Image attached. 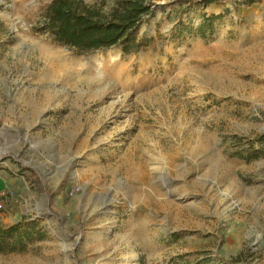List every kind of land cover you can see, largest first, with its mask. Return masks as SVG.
Returning <instances> with one entry per match:
<instances>
[{"label": "rangeland", "instance_id": "1", "mask_svg": "<svg viewBox=\"0 0 264 264\" xmlns=\"http://www.w3.org/2000/svg\"><path fill=\"white\" fill-rule=\"evenodd\" d=\"M52 1L0 0V264H264V0H151L131 54Z\"/></svg>", "mask_w": 264, "mask_h": 264}, {"label": "trees", "instance_id": "2", "mask_svg": "<svg viewBox=\"0 0 264 264\" xmlns=\"http://www.w3.org/2000/svg\"><path fill=\"white\" fill-rule=\"evenodd\" d=\"M154 9L151 0H117L111 6L108 0H101L99 4H88L85 0H53L38 30L49 33L56 44L79 54L119 45L125 54H131L141 50L143 43L138 42L134 34L144 19L153 15ZM26 170L52 203L56 191L46 188L35 169L28 167ZM0 233L8 234V231L0 227Z\"/></svg>", "mask_w": 264, "mask_h": 264}, {"label": "built area", "instance_id": "3", "mask_svg": "<svg viewBox=\"0 0 264 264\" xmlns=\"http://www.w3.org/2000/svg\"><path fill=\"white\" fill-rule=\"evenodd\" d=\"M79 190H80V187H76L75 189L72 190V193L71 194L74 195V193L77 192V191H79ZM4 192H5V190H4ZM2 208H3V205L0 202V209H2Z\"/></svg>", "mask_w": 264, "mask_h": 264}, {"label": "crops", "instance_id": "4", "mask_svg": "<svg viewBox=\"0 0 264 264\" xmlns=\"http://www.w3.org/2000/svg\"><path fill=\"white\" fill-rule=\"evenodd\" d=\"M7 186L5 185V183H1L0 182V193L4 192V190H6Z\"/></svg>", "mask_w": 264, "mask_h": 264}]
</instances>
